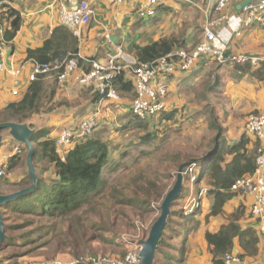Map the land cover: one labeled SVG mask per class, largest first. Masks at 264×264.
I'll list each match as a JSON object with an SVG mask.
<instances>
[{"label":"crops","instance_id":"obj_1","mask_svg":"<svg viewBox=\"0 0 264 264\" xmlns=\"http://www.w3.org/2000/svg\"><path fill=\"white\" fill-rule=\"evenodd\" d=\"M87 1L94 8L95 16L88 25L79 28L78 33L68 28L60 19V9L66 0H15L11 4L14 9L20 12L23 23L13 41L7 43L0 36V42H3L2 49H0L2 51H0V60L4 61L5 69L0 72V113L8 105L21 102L29 86L35 80V69L38 63L29 58V50H37L43 47L57 28L61 26L67 28L78 39L80 58L85 61L91 60L92 67L84 62L82 67L77 66L66 81H58V89L53 104L67 103V106H58L52 113L42 112L33 115L24 123L19 124H26L35 132L46 129L49 132L48 138L55 139L58 137L57 139H59L62 132L68 130L76 133L89 117H96L98 121L96 131H103V139L110 143L112 153L108 167H111L120 161L119 157L122 153L115 148L119 144L120 138L111 130L109 123L120 125L117 130L124 129L127 125L131 127L134 125L132 123L134 113L133 110L131 112V109L137 96L133 94L137 91L135 92L136 84L131 69L138 66L135 47H148L164 39H174L176 40V48L174 52L168 55H175L181 51L193 52L205 41L207 30L214 27H216L217 32L220 30L219 23H214L213 20L222 18L226 20L228 16L217 18L216 13L223 14V11H218L214 6L209 7L208 0H163L155 7L152 14L147 13L143 16L138 11L148 0H122L120 3H112L110 0ZM245 1L232 0L230 9L226 10L225 14L239 15ZM0 22L2 23L0 29L5 31L7 23L2 21V18ZM262 28L264 27L260 25L249 29L242 28L230 43L226 57L246 55L250 58H258L260 63H264V29ZM213 30L215 31V29ZM73 46H75V42H71V40L63 44L62 48L67 57L71 54V47ZM119 48L122 49L128 61L133 63L132 68L125 71L128 79L134 81L135 89L132 94H122L113 87L114 84L112 86V78L109 82L110 88L119 96V100L114 101L106 98L100 92L99 82L88 85L82 83V79L92 71L94 62L107 61L105 60L107 55L116 54ZM61 55L65 54L62 53ZM235 62L228 60L220 65L219 62L210 60V56H204L194 64L191 70L184 71L182 60H176L174 72L168 77L160 74L159 82L156 85V87L164 85L168 88V95L163 100L165 103L164 113L173 114L174 121L179 124L190 119L188 122L191 124L204 127L201 128L200 132L208 133L213 138L216 134L211 130V123L206 113L207 109L211 107L208 113L210 114V109L215 110L223 127L222 136L230 143H234L232 137L241 136V139L247 134L245 133L247 118L252 114L264 116V81L254 78L251 74L242 75L235 69L233 64ZM52 78L51 75L45 78L47 87L54 85V81L50 80ZM215 79H219L221 88H223L220 97L216 98L217 102H214V92L211 90V86L215 84ZM94 93H98L100 96V100L97 102L93 101ZM97 112L99 114L94 115ZM121 133L122 136L128 138L137 134L138 142L131 144V147L134 145L143 146L141 139L144 133L140 134L129 128L121 130ZM2 136L5 142L2 143L0 149V160H8L6 163L8 166L13 153V150H9V148L16 149L23 145L15 141L10 133ZM252 139L255 140L256 138L252 136ZM44 140L45 138L42 139V141ZM208 143L199 145V149L207 151L198 155L197 158H193L196 162L207 158L211 153V147L208 146ZM128 153L132 154L131 152L125 154ZM18 166L25 167V175L18 173L17 177L11 176L10 174H13L14 171H10L7 177L12 181L9 183L15 187L19 186L29 176L26 158H22ZM36 172L38 178L43 177L49 183L58 180L55 171L43 159L36 165ZM113 172L114 170L110 171L108 168L105 170L107 175ZM202 183L208 188V185H205L206 181L202 180ZM7 193L8 191L5 194ZM213 204L212 196L209 194L203 196L199 209L193 208L196 207V204L188 207L184 210L185 214L188 212L192 216H184L185 222L181 225L178 224L179 228L174 231L175 233L167 232L171 236L170 247L176 245V254L175 256L171 255L172 264H214L213 246L207 241V234L218 233L224 226L229 225L233 217L230 215L241 206L246 209L248 220L245 218L242 220L241 216L238 219L239 226L242 230L250 225L255 227L260 240L256 256L245 259H247V263L263 261L264 234L260 232L259 220L251 216L254 197L240 196L239 199H234L226 207L224 214L209 217ZM180 205V200H176L172 211L178 212ZM174 222L176 223L175 220L172 223ZM166 248L163 250L167 251ZM227 254L235 256L244 254L239 238L234 240L232 253ZM162 259L164 258L162 257Z\"/></svg>","mask_w":264,"mask_h":264},{"label":"trees","instance_id":"obj_2","mask_svg":"<svg viewBox=\"0 0 264 264\" xmlns=\"http://www.w3.org/2000/svg\"><path fill=\"white\" fill-rule=\"evenodd\" d=\"M7 1L13 3L15 0ZM0 9L7 10V12H4L5 14H1V18L2 21L7 23L4 31V40L8 43L13 41L16 37V34L22 26L23 19L20 12L14 9L11 4L10 6L2 5ZM0 24L2 23L0 22ZM68 40L75 42V46L71 47L72 52L68 58H76L78 60V67H82L84 62L89 64V67H92L91 60L85 61L79 57L77 37H75L69 29L62 26L54 31L52 37L45 42L43 47L37 50H29V58L40 65L62 63L67 57L62 46ZM135 48L138 58L137 65L141 66L174 52L176 40L164 39L148 47L136 46ZM62 53L65 55H61ZM210 60L218 63L217 59L214 57H210ZM233 64L235 65V69L242 75L251 74L254 78L264 81V63H259L256 66L252 65L250 61L246 63L235 62ZM62 71L63 70H61V72ZM51 76L55 78L54 85H49L48 87L45 83V78L48 77V74H39L36 76L35 80L29 86L23 100L19 103L8 105L7 108L0 113V124L8 121L24 123L33 115H38L42 112L52 113L58 106H67V103L58 105L53 104L59 80L57 75ZM111 84L112 86L114 84L113 87L117 88L122 94H132L135 89L134 81L128 79L125 70L117 74L115 78L111 80ZM216 88H221L219 79H215V84L211 86L212 92H215ZM219 91L221 90L219 89ZM133 95L136 96L137 93ZM98 100H100V96H98V93H94L93 101L97 102ZM210 114V127L216 134L208 143V146L211 147V153L202 163L196 162L194 165L200 170L199 175L202 176V172H204L201 180L206 181L205 185H208L207 194L213 197L214 204L209 217H217L226 212V207L234 199H239L240 196H243L240 192L234 191L232 187L239 179L250 176L255 172L256 160L262 143L258 139L253 140V135L248 132L238 142L230 143L222 136L223 127L216 116L215 110L210 109ZM148 118L140 119L134 115L132 120L134 125L132 127L127 125L121 130L123 131L129 128L136 130L140 134L144 133L141 139L142 145H151L156 142L159 137L158 133H156L157 136L153 133L156 131L158 124L155 121H149L151 119ZM158 121L162 125L172 124L174 122V115H167L163 111ZM149 128L151 131H149ZM96 130L92 135L74 139L71 149L66 152L65 156H61L57 152L58 137L55 139L47 137L49 134L48 130H38L32 136L31 141L35 146V167L42 159L45 160L50 165L51 169L55 171L58 180L54 183H49L43 177H39L38 188L32 195L1 207L2 212L3 210H9L15 213L19 218H30L27 219L29 221L17 223V226L15 225L14 227H9L5 222L7 238L0 249H4V247L11 242H14L11 245L21 244L22 242L24 245L34 244L36 241L45 240L47 235H52L56 232L55 237L60 243L62 236L61 232H59L60 225L66 223L72 226L75 225V220L79 219L78 212H82L83 215L87 214V211L84 210L85 207H92L94 204L98 205L96 202L97 198H105L119 205H127L132 208L136 207L138 210H142V207L139 206L140 204L149 202V200H147V202L141 201L142 203H140L141 199H148L154 195V187L148 180H146L147 183L145 186L139 187V189L143 191L144 197L137 195L129 197L124 191L110 185L109 182L105 180L103 177L105 169L108 168L110 171L114 170V172H117L121 167V161L108 167L112 153L109 146L110 143L103 139V131ZM162 134L166 137L165 132ZM44 138L45 140L42 141ZM22 145L23 146L19 147V149L21 152L24 151L27 153L28 148L26 145ZM21 154H17L11 158L6 170L8 173L15 170L21 162V159L24 158ZM125 155L126 154H123L122 158H124ZM197 157L198 155L196 156L195 154H186L185 156L178 154L174 159L177 170L181 164L189 162L190 160L195 161L193 158ZM194 165L187 166L185 170ZM6 175L7 173H5V176ZM196 179H198V176ZM31 184L32 179L27 176L17 187L25 188ZM149 186L152 187L149 188ZM182 193L184 194V192ZM164 194L165 192L162 190L161 196H158L159 200L163 199ZM179 198L177 200H179ZM94 210L95 209H89V211ZM177 215H179L178 212L172 211L159 247L156 250V258L159 253L164 259L167 258L168 252L163 249L170 246L169 239H171V236L168 239L167 232L172 229L171 224L174 221V217ZM230 216L233 217L229 225L224 226L218 233L207 234V241L213 246L214 264H224L227 253H232L234 240L236 238L240 239L244 251V254H239L238 257L243 259L248 257L252 258L255 257L258 252L260 240L256 228L250 225L248 228H245V230H242L238 224V219L241 216L242 220L243 218L248 220L246 209L241 206ZM18 217H16V219ZM9 229H13L14 231L22 230V234L11 236L7 233ZM174 231L176 230H171L172 233H175ZM167 263L172 264V262Z\"/></svg>","mask_w":264,"mask_h":264},{"label":"rangeland","instance_id":"obj_3","mask_svg":"<svg viewBox=\"0 0 264 264\" xmlns=\"http://www.w3.org/2000/svg\"><path fill=\"white\" fill-rule=\"evenodd\" d=\"M3 4L9 6V4L12 3L7 0H0V7H2ZM225 11L226 10L223 11V14L217 12L216 17H225ZM4 12H7V10L0 9V19L1 14H5ZM223 20L224 18L214 19L213 22H218L220 25ZM50 80L53 82L55 78ZM219 89L221 91H219ZM222 89L223 88L215 89L214 102H217L216 98L220 97ZM209 108L206 113L211 123V114L208 113ZM212 108L215 109L213 106ZM159 116L148 118L151 119L149 121H155L158 124L156 131L153 133H158L159 137L157 141L151 145H134L131 147V144L138 142V135L133 134L129 138L122 136L121 129L117 130L120 125L109 123L111 130L120 138V142L115 148L122 153L119 157L121 167L117 172H113L109 175L104 171L103 177L110 185L124 191L129 197H134L136 195L144 197V193L139 187L145 186L147 183L146 180H148L154 187V195L148 199L140 200V203H142L141 201L147 202V200H149L148 203L139 205L142 207V210L127 205H119L105 198H97L96 202L98 205L94 204L92 207H85L84 210L87 211V214L83 215L82 212H78L79 219L75 220V225L72 226L69 223L60 225L59 232H61L62 235L60 243L55 237L57 232L52 235H47L45 240L36 241L34 244L24 245L22 242L21 244L11 245L14 243L11 242L5 246L4 249H0V263L53 264L54 262L68 263L73 260H78L79 258H84L83 261L89 264H126V259L130 251L135 248V245L148 238L152 225L160 215V206L165 196L176 182L178 170L174 163V159L178 154L182 156L186 154H195L197 156L205 153L207 150L199 149V145L201 143H203V145L207 144L208 140L212 138V135L200 132L201 128L203 129L204 127H197L191 124V122H188L190 119L180 122L181 124L174 121L172 124H165L162 126L158 121ZM252 116L256 115L252 114ZM248 119L249 117L247 120ZM149 131H151L150 128ZM164 132L166 133V137L162 134ZM3 134L8 135L9 133L8 131H3L2 135ZM240 137H232V141L236 142ZM3 142H5V140H3ZM9 150H14L13 152L16 151L12 149V147L9 148ZM126 152H131L132 154L128 153L122 158L123 153L125 154ZM22 153L24 158H27L28 152L25 153L22 151ZM12 155V157L15 156L13 153ZM7 162L8 160H0V175L1 172H3V174L7 173L5 177L0 176V194L5 191L4 195L12 194L27 188L15 187L12 183H9L12 181L10 178L7 179L9 173L4 167V164ZM202 162L203 160L198 163ZM195 166L196 165L186 169L184 172V189L182 191L184 194L181 193L182 195L179 198L181 204L178 211L179 215L174 217L176 223L174 222L171 224V228L174 230H177L179 225L185 222L186 216H192L188 214V212V215L185 214L184 210L193 204H196V207L193 208L198 210L203 196L207 195V187L203 185L201 180L202 176L199 175L200 170ZM13 171L14 173L10 174L11 176L17 177L18 173L24 176L26 169L24 166H18ZM197 176L198 179H196ZM150 187L152 186H149V188ZM162 190L165 194L163 199L159 200ZM7 191L8 193L5 194ZM240 193L247 197V194L250 193V187L245 186L240 190ZM90 208L95 210L89 211ZM3 213L4 220L9 227L17 226V223L29 221L27 219L30 218H19L15 213L9 210H3ZM16 217L18 218L16 219ZM21 232L22 230L14 231L13 229H9L7 233L11 236H16L22 234ZM167 236L169 239L170 234L167 233ZM173 245H175L174 242ZM170 246L166 248L168 249V259H162V255L159 253L154 264L172 262L171 255L175 256L176 245L174 247Z\"/></svg>","mask_w":264,"mask_h":264},{"label":"built area","instance_id":"obj_4","mask_svg":"<svg viewBox=\"0 0 264 264\" xmlns=\"http://www.w3.org/2000/svg\"><path fill=\"white\" fill-rule=\"evenodd\" d=\"M5 1V0H4ZM112 3H120L122 0H110ZM163 0H148V2L139 9L141 16L149 13L152 14L155 7L162 3ZM209 7L214 6L218 11L229 10L232 0H208ZM5 5V4H3ZM10 6V4H9ZM228 16L224 22H221L219 31L213 29L207 30L206 39L193 52L181 51L175 55H167L155 60L150 64L131 67L133 63L128 61L121 48L116 54H108L105 62H94L92 71L82 79V83L91 84L99 82L100 92L108 99L118 101V94L110 88V80L115 77L118 72L126 69H131L135 84L137 96L133 103V113L140 119L148 117H156L165 110L164 98L168 95V88L164 85L156 87L159 82L160 74L168 77L174 72L176 60H182V69L189 71L194 64L204 56H210L217 59L220 64L229 61H236L239 63L251 62L252 65H258L260 59L250 58L246 55H232L230 58L226 57V51L235 35L239 34L242 28L249 29L256 25L264 27V0H252L248 5L240 10L239 15L224 14ZM95 16V10L87 0H66L60 9V19L68 28L75 30L88 25ZM225 16V17H226ZM1 37L4 40V30L0 29ZM3 42H0V49H2ZM1 51V50H0ZM2 52V51H1ZM80 57V55H79ZM126 64H123L125 63ZM78 60L76 58H66L62 63H55L54 65H40L35 69V76L39 74L57 75L59 82L66 81L69 76L76 70ZM4 61L0 60V72L4 71ZM61 70H63L61 72ZM17 74V73H16ZM99 112L94 115H98ZM98 127L96 117L90 118L80 126V129L73 133L71 131H64L57 141V152L61 156H65L66 150L72 146L74 139H80L88 135H92ZM246 133L253 135L256 139L261 141V149L256 160L255 172L239 179L232 187L234 191L240 192L245 186L250 187L248 196L254 197V205L251 208V214L254 218L259 220L261 224L260 232L264 234V116L256 115L249 117L246 124ZM14 155L21 154L19 148L15 149ZM14 151V150H13ZM13 155H11L12 157ZM1 165V164H0ZM7 170V164H4ZM0 176H5L1 172ZM142 249L141 243H137L132 249L126 259V264H141L140 251ZM84 258L73 260L68 263L54 262L53 264H89L83 261ZM247 259L227 254L224 264H264L263 261H254L247 263Z\"/></svg>","mask_w":264,"mask_h":264},{"label":"water","instance_id":"obj_5","mask_svg":"<svg viewBox=\"0 0 264 264\" xmlns=\"http://www.w3.org/2000/svg\"><path fill=\"white\" fill-rule=\"evenodd\" d=\"M252 0H246L242 6L248 5ZM9 131L11 137L20 142L28 148V155L26 158V166L28 168L29 177L32 179V184L18 192L2 195L0 194V248L4 245L7 238L4 215L1 207L15 202L19 199L26 198L32 195L38 188L39 179L36 172L34 156L35 146L31 141L32 136L36 133L26 124H19L14 122H5L0 124V149L3 143L2 131ZM201 161V160H200ZM193 160L182 164L178 169L177 179L172 189L165 196L161 206L160 215L152 225L148 238L141 241L142 249L140 251L141 264H154L156 258V250L159 247L165 228L168 224L172 213L174 202L180 197L184 189V170Z\"/></svg>","mask_w":264,"mask_h":264},{"label":"clouds","instance_id":"obj_6","mask_svg":"<svg viewBox=\"0 0 264 264\" xmlns=\"http://www.w3.org/2000/svg\"><path fill=\"white\" fill-rule=\"evenodd\" d=\"M163 114V113H162ZM161 115V114H160ZM204 160V159H203ZM194 163H196V161L193 160L192 164L190 163L188 166L190 165H194ZM185 172V171H184ZM202 174H204V172H202ZM203 176V175H202Z\"/></svg>","mask_w":264,"mask_h":264}]
</instances>
